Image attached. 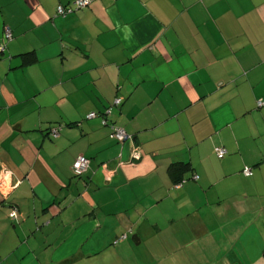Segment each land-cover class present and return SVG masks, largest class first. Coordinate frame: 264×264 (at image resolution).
I'll list each match as a JSON object with an SVG mask.
<instances>
[{
  "label": "crops",
  "instance_id": "crops-1",
  "mask_svg": "<svg viewBox=\"0 0 264 264\" xmlns=\"http://www.w3.org/2000/svg\"><path fill=\"white\" fill-rule=\"evenodd\" d=\"M74 2L0 0V264H264V0Z\"/></svg>",
  "mask_w": 264,
  "mask_h": 264
},
{
  "label": "built area",
  "instance_id": "built-area-1",
  "mask_svg": "<svg viewBox=\"0 0 264 264\" xmlns=\"http://www.w3.org/2000/svg\"><path fill=\"white\" fill-rule=\"evenodd\" d=\"M93 2L94 0H76V2H74L73 6L71 7L59 6L57 9V14L66 17L80 10L90 7L93 4ZM11 37H12L11 31L7 30L6 39L10 40ZM0 50L4 51V47H1ZM121 102L122 99H116L115 105H120ZM259 105L261 106L262 102H259ZM110 114H111V109H108V111H105V113L103 114L104 118L108 117ZM95 117H96L95 113H92L88 116L89 119H93ZM112 129H113L112 137L116 138L117 140L122 142L125 141L126 139H129V136L122 128L113 126ZM60 132H61V128L52 130L51 137L58 138L60 136ZM216 152H217V156L220 159L223 158L226 154V151L222 148H217ZM135 157L138 158V154H135ZM89 167H90V160L87 157L80 155L73 163L72 172L75 176H81L89 169ZM245 173L246 175H252V171L249 168L245 169ZM7 174L9 175L10 173L7 172ZM195 179H198V177L196 176ZM3 188H4V181L2 180V178H0V190H3ZM9 216L12 220H17L19 216L18 209L17 208L11 209Z\"/></svg>",
  "mask_w": 264,
  "mask_h": 264
},
{
  "label": "rangeland",
  "instance_id": "rangeland-1",
  "mask_svg": "<svg viewBox=\"0 0 264 264\" xmlns=\"http://www.w3.org/2000/svg\"><path fill=\"white\" fill-rule=\"evenodd\" d=\"M133 236H130V242L134 243L133 240ZM135 245V243H134ZM144 248L142 247H138V248H134V249H139V251ZM198 252L196 254V256L194 258H190V259H186L183 260L181 264H221L222 262H224L223 258H215V256L213 255V252L211 250V248H205V247H200L197 249ZM112 251V247H108L107 249H104L103 252L101 253L102 255L104 254H109V252ZM135 251L138 250H134L133 252H128L126 251V249L121 251V263L118 264H135L137 260V253ZM181 251L184 252L186 255H188V253L191 251L189 248L184 247L181 248ZM200 258H197V257Z\"/></svg>",
  "mask_w": 264,
  "mask_h": 264
},
{
  "label": "trees",
  "instance_id": "trees-1",
  "mask_svg": "<svg viewBox=\"0 0 264 264\" xmlns=\"http://www.w3.org/2000/svg\"><path fill=\"white\" fill-rule=\"evenodd\" d=\"M112 1H115V0H112ZM24 57V61H23V65H28V64H31V63H33L34 62V58H33V56H31L30 54H26V55H24L23 56ZM104 113H105V111H104ZM58 128H61V127H59V126H57V127H55V128H52L51 130H50V135H51V132H52V130H54V129H58ZM53 138V137H52ZM217 148H222V149H224L225 151H226V154H225V156L223 157V158H221V159H224L225 157H226V155L228 154V152H227V150L225 149V148H223V147H217ZM217 148H215V154H216V156H217V152H216V149ZM86 157V156H85ZM217 158L218 159H220L218 156H217ZM89 159V158H88ZM90 160V159H89ZM90 168V167H89ZM246 168H249L251 171H252V175H246V173H245V169ZM89 170V169H88ZM88 170L84 173V174H82L81 176H75L74 174V176L75 177H82V176H84L87 172H88ZM188 170V167L186 166V165H183L182 163H179V164H176V165H172L171 167H170V172L172 173V176H174L175 175V173H178V172H185V171H187ZM73 173V172H72ZM242 173H243V175L244 176H246V177H251V176H253V174H254V172H253V169L251 168V167H245L244 169H243V171H242ZM185 180L186 179H181L178 183H177V185H183L184 183H185ZM13 208H17L16 206H13V207H11V209H13ZM18 209V208H17Z\"/></svg>",
  "mask_w": 264,
  "mask_h": 264
}]
</instances>
